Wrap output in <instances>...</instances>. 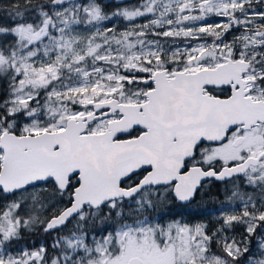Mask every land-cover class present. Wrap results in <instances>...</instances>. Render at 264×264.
<instances>
[{
    "label": "snow or ice",
    "instance_id": "1",
    "mask_svg": "<svg viewBox=\"0 0 264 264\" xmlns=\"http://www.w3.org/2000/svg\"><path fill=\"white\" fill-rule=\"evenodd\" d=\"M105 8L0 0V264H264V0Z\"/></svg>",
    "mask_w": 264,
    "mask_h": 264
},
{
    "label": "trees",
    "instance_id": "2",
    "mask_svg": "<svg viewBox=\"0 0 264 264\" xmlns=\"http://www.w3.org/2000/svg\"><path fill=\"white\" fill-rule=\"evenodd\" d=\"M103 4L106 5L105 10L108 12L113 11L119 4H115L113 1H101ZM134 2V1H132ZM222 185L219 182L212 181L211 184L205 189L201 190L198 194L195 200L189 204L188 206L181 205L173 207V203L175 204V201H171L170 206L166 207L164 209H161L160 211L164 213H169V210L174 209L179 212H185L191 213L188 215L189 219H192V215L194 213H201V215H206L210 212H215L219 207V201L223 200V196L220 195ZM184 214V213H181ZM178 212L174 213L173 215H166L165 219H172L177 218ZM208 222L211 224H215V218L208 219ZM73 223H69L68 228H71L73 226ZM66 231V230H65Z\"/></svg>",
    "mask_w": 264,
    "mask_h": 264
},
{
    "label": "flooded vegetation",
    "instance_id": "3",
    "mask_svg": "<svg viewBox=\"0 0 264 264\" xmlns=\"http://www.w3.org/2000/svg\"><path fill=\"white\" fill-rule=\"evenodd\" d=\"M209 185H210V184H207V183H206V185H205L204 188L206 189ZM204 188H203V189H204ZM203 189H202V190H203ZM198 193H199V192H198ZM198 193H197V194H198ZM196 197H197V195H196ZM196 197H195V198H196ZM194 200H195V199H194ZM194 200H193V201H194ZM193 201H192V202H193ZM192 202H191V203H192ZM191 203L184 204V203H181V202H179V201H175V204L173 203V207H176V206H179V207H180L181 205L188 206V205L191 204ZM177 212H178V216H177V218H178V217L189 218L188 215L191 214L190 212L187 213L188 211H185V212H179V211H176V210H174V209L169 210V213H168V214H169V215H173L174 213H177ZM215 212H217V211H215ZM215 212H214V213H215ZM181 213H184V214H181ZM208 215H210V214L208 213V214H206V215H201V213H194V214L192 215L193 218H192L191 220H197V219H201V218H206V217H208ZM210 218H211V217H210ZM210 218H209V219H210Z\"/></svg>",
    "mask_w": 264,
    "mask_h": 264
},
{
    "label": "rangeland",
    "instance_id": "4",
    "mask_svg": "<svg viewBox=\"0 0 264 264\" xmlns=\"http://www.w3.org/2000/svg\"><path fill=\"white\" fill-rule=\"evenodd\" d=\"M102 1V0H101ZM104 2H107V1H104ZM114 23L116 24H120L121 22L119 20H115L113 21ZM217 211V210H216ZM210 215H208V217L206 218H201V219H197V220H191L189 218H183V217H178V218H175V219H181L185 222H188V223H197V222H201V221H204V222H208V219L211 217V218H215L217 215H218V212H210L209 213Z\"/></svg>",
    "mask_w": 264,
    "mask_h": 264
},
{
    "label": "water",
    "instance_id": "5",
    "mask_svg": "<svg viewBox=\"0 0 264 264\" xmlns=\"http://www.w3.org/2000/svg\"><path fill=\"white\" fill-rule=\"evenodd\" d=\"M102 1H113L115 4H119V0H102ZM134 0H129V2H132ZM196 197V196H195ZM195 198H193L191 201L189 202H181V203H184V204H188V203H191Z\"/></svg>",
    "mask_w": 264,
    "mask_h": 264
}]
</instances>
